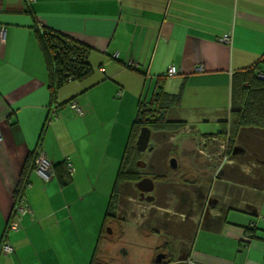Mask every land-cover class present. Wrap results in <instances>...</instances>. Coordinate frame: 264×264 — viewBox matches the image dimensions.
<instances>
[{
    "label": "crops",
    "instance_id": "crops-1",
    "mask_svg": "<svg viewBox=\"0 0 264 264\" xmlns=\"http://www.w3.org/2000/svg\"><path fill=\"white\" fill-rule=\"evenodd\" d=\"M2 27L0 243L38 147L53 164L68 160L75 171L67 184L30 171L23 199L31 212L15 215L19 228L7 234L13 251L0 252V264H91L94 245L100 256H113L99 240L104 198L110 199L148 85L164 76L173 119L217 139L230 119L233 78L264 56V0H0ZM39 28L89 46V74L52 88ZM131 61L137 69L126 66ZM171 66L178 73L169 76ZM54 104L59 108L49 120ZM211 123L220 129L201 131L199 124ZM223 183L225 207L195 218L176 264H264V185L226 176Z\"/></svg>",
    "mask_w": 264,
    "mask_h": 264
},
{
    "label": "rangeland",
    "instance_id": "rangeland-1",
    "mask_svg": "<svg viewBox=\"0 0 264 264\" xmlns=\"http://www.w3.org/2000/svg\"><path fill=\"white\" fill-rule=\"evenodd\" d=\"M261 78H264V75ZM148 87L143 97L150 98L153 85L149 89ZM173 111L169 114L170 119L175 117ZM199 127L202 132L220 129L217 123L199 124ZM151 138L155 151L151 150L146 153H149V156H145V159L149 161L145 170L148 173L166 175V183L158 184L157 199L153 201L139 200L132 185H126L119 207L114 210L113 231L108 233V230L105 229L103 239L106 240L102 241L109 243L110 252L115 253L112 254L113 256L106 254L104 257L98 253L95 264H128V259L133 264H148L149 258L155 259L157 256L158 240L161 242L164 239L172 241L178 235H192L194 229L193 227L191 230L192 224L189 221L183 222V216L175 214L176 207L181 200L180 193L187 189L192 194L190 186L182 185L183 176L185 181V178L189 181H198L197 188H200V192H204V199L209 194L210 182L208 180L211 179L210 196L220 199L221 202H223L222 191L225 187L224 176L236 178L239 183L241 181L243 184L259 186L264 183V130L247 132L244 137L247 143L245 146L242 144L245 153H237L246 157L232 160L230 156L227 159L225 157L228 154L227 140L220 137L217 139L203 138L197 132L194 133L190 127L181 128L178 131L152 132ZM172 156L177 158V168L170 166L169 159ZM136 176L139 175L136 174ZM109 195L108 193L104 198L103 215L108 206ZM200 199L202 201V196ZM199 207L196 211L201 215L203 210ZM167 208L168 211H166ZM154 219L159 226L167 221H175L178 226L170 224L165 230L154 232L157 233L155 236L148 237L143 232H151L152 227L147 226V221L154 222ZM181 223L185 224L184 227H181L184 228L183 230L180 228ZM122 230H124V234H122ZM92 249L94 252L95 245ZM127 249L128 255L121 252ZM153 251L155 254L151 256Z\"/></svg>",
    "mask_w": 264,
    "mask_h": 264
},
{
    "label": "trees",
    "instance_id": "trees-1",
    "mask_svg": "<svg viewBox=\"0 0 264 264\" xmlns=\"http://www.w3.org/2000/svg\"><path fill=\"white\" fill-rule=\"evenodd\" d=\"M39 38L51 70L52 88L55 89L65 82L78 80L89 74L91 71L89 46L49 28H39ZM126 66L134 69L138 68V65L130 62ZM263 75L264 56L257 65L239 71L233 78L230 119L221 131L214 134L228 141V151L231 160L246 157L238 154L232 156V153L236 144L246 145L247 142H245L244 137L247 132L251 130H264V78H261ZM163 78L164 76L159 77L158 81L154 84L150 98L143 97L139 101L137 115L131 125L129 138L121 158L120 168L104 216L99 240L105 236L104 230L106 227H112V224L115 223L114 210L116 207H119L118 205L124 195L126 185H132L140 177L136 176L138 168L135 160L138 156L136 142L141 128L148 126L155 133L172 130L178 131L186 125L183 121L169 118L175 102L165 91ZM175 99L178 100L179 97L177 96ZM50 118L52 119L51 109L48 119L50 120ZM40 150H42L41 147H38L35 153L32 154L21 174L15 192L14 208L9 215L7 230L0 243V252H2L3 243L7 241L8 230H10L9 223L15 216L16 207L23 199L25 189L30 183L29 173L30 171H35V159ZM68 164V160H64L59 164H53L54 176H57L62 184L69 183L73 176L68 172ZM160 180H166V175H163V177L157 176V181ZM97 256L98 248H95L91 264H95Z\"/></svg>",
    "mask_w": 264,
    "mask_h": 264
},
{
    "label": "flooded vegetation",
    "instance_id": "flooded-vegetation-1",
    "mask_svg": "<svg viewBox=\"0 0 264 264\" xmlns=\"http://www.w3.org/2000/svg\"><path fill=\"white\" fill-rule=\"evenodd\" d=\"M137 150H138V148H137ZM153 151H155V149ZM147 152H149L148 149L145 150L143 153H141L138 150V156H137V159L135 160V162H136V166L138 168L137 172H138L140 177H139V179H137L133 182L132 187L135 189L139 200H144V199L148 200V197L151 194L154 196V198H155L154 200H156L157 199V193H158V184L166 183L165 182L166 180L157 181V176L163 177V175H159V174H156L154 172L148 173L145 170L148 166V161H149V160L145 159V156H149V153L146 154ZM226 155L229 158V156H230L229 151H228V154H226ZM139 161H144L146 164L144 166L138 165ZM150 177L153 179V181L155 183V186H154L152 191H149V189H150L149 184L146 181H144L145 179L150 178ZM182 179H183V182H181L182 185L183 186H190L192 188V194L189 193L187 189L183 190L180 193L181 195L179 197L181 200L179 201V204L176 207L175 214H179V215L183 216V219H182L183 222L189 221L192 224V227H191V230H192V228L195 226V218L196 217H198V216L205 217L206 215H209L211 212V209L215 208L217 206H219L221 209H223L225 207L224 206L225 203L221 202L220 199H218V198L210 196L211 195L210 193L212 190V180L211 179L208 180V182H210L209 194L207 195V198L205 197V199H204V192L203 193L200 192V188H197V185H198L197 180H190L189 181V179L187 180V178H185L186 179V181H185L184 176L182 177ZM139 181L140 182L142 181V182L140 183V185H137V183ZM201 196H202V201L200 199ZM199 205L201 208L199 207ZM198 207L201 210H203V213L201 215H199V213L196 211ZM166 211H168V208L166 209ZM170 224L172 226H175V225H177V222H175V221H172V222L169 221L168 222L167 221V222H164L163 225L159 226V224L157 222H155V219H154V222L147 221V226L152 227L150 229L151 232H157L161 229L165 230ZM151 225H154L156 227L151 226ZM184 225L185 224H182V226H180V228L184 227ZM106 229L108 230V233L110 232V230H111V232L113 231L112 227H110V226H107ZM183 229L184 228H181V230H183ZM191 230H189V231H191ZM191 238H192V235H190V236L189 235H187V236L178 235L172 241L164 239L163 242L161 243V245L159 246V251L157 252V256L155 258V264L156 263H159V264H176L177 261L175 259L180 257L181 254H183V252L185 251L184 249L187 248V244L191 241ZM159 255H163L162 258L160 259V261L157 260Z\"/></svg>",
    "mask_w": 264,
    "mask_h": 264
},
{
    "label": "built area",
    "instance_id": "built-area-1",
    "mask_svg": "<svg viewBox=\"0 0 264 264\" xmlns=\"http://www.w3.org/2000/svg\"><path fill=\"white\" fill-rule=\"evenodd\" d=\"M6 29L4 27L0 28V42L5 41V34ZM223 41L229 42L230 41V36L226 34L223 37ZM133 64L138 65L136 62H130ZM202 69V66H200ZM178 73V70L175 66H171L168 71L167 75L172 76ZM70 107L76 109L78 112H82L81 108L79 107L78 103L76 100H71L68 102ZM59 108L58 104H54L51 107V116L54 117L56 110ZM3 139L2 133L0 131V141ZM226 159L228 158L227 155L225 156ZM69 162V161H68ZM35 171L36 173L41 176L45 180H50L54 176V168H53V163L47 158L46 153L43 150H40L38 152V155L35 159ZM75 171V167L69 162L68 164V172L70 175H73ZM27 212H31V208L28 205V203L22 199L20 204L16 207V216H21ZM16 216L13 217V219L9 223V229L17 230L19 228V221L16 220ZM19 219V218H17ZM13 251V246L8 242L5 241L2 245V252L4 253H10Z\"/></svg>",
    "mask_w": 264,
    "mask_h": 264
},
{
    "label": "water",
    "instance_id": "water-1",
    "mask_svg": "<svg viewBox=\"0 0 264 264\" xmlns=\"http://www.w3.org/2000/svg\"><path fill=\"white\" fill-rule=\"evenodd\" d=\"M151 136H152V130H151V128L148 127V126H143L141 128V131L139 133V136H138V139H137V142H136L137 148H138V150L141 153H143L147 149L149 151L153 150L154 145H153V142L151 140ZM237 153H245V148L241 144H236L235 145L234 150H233V153H232V156L233 155H236ZM169 162H170V166L172 168H177L178 167V163H177L176 157H174V156L171 157L169 159ZM145 164L146 163L144 161H139L138 162V165L144 166ZM144 181H146L149 184V187H150L149 191H152L153 188H154V186H155V183H154L153 179L150 177V178L145 179ZM141 182L139 181L137 183V185H140ZM154 199L155 198H154V196L152 194L148 197V200L149 201H153ZM110 232H111V230H110ZM162 256L163 255H159L158 258H157V260L160 261V259L162 258Z\"/></svg>",
    "mask_w": 264,
    "mask_h": 264
}]
</instances>
